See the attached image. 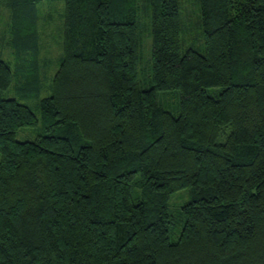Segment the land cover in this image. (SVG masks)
Here are the masks:
<instances>
[{
  "label": "trees",
  "instance_id": "obj_1",
  "mask_svg": "<svg viewBox=\"0 0 264 264\" xmlns=\"http://www.w3.org/2000/svg\"><path fill=\"white\" fill-rule=\"evenodd\" d=\"M46 1L0 0L18 60L37 50L28 32ZM62 1L63 58L40 120L4 98L16 76L0 58V264H264V0H199L197 49L185 0H147L146 86L140 0Z\"/></svg>",
  "mask_w": 264,
  "mask_h": 264
},
{
  "label": "rangeland",
  "instance_id": "obj_2",
  "mask_svg": "<svg viewBox=\"0 0 264 264\" xmlns=\"http://www.w3.org/2000/svg\"><path fill=\"white\" fill-rule=\"evenodd\" d=\"M139 17V77L146 86L152 76V23L151 10L147 0H140ZM183 23L187 28V37L196 42L195 48L202 44L200 1L185 0L181 8ZM11 11L5 3H0V58L13 68L15 78L12 88L3 93L4 98H15L26 104L41 119L40 102L52 95V84L59 71L63 58V35L65 23V2L62 0L46 1L37 9V19L28 32L32 43H36V52L28 51L25 58L18 60L17 54L10 46ZM33 47V44H32ZM188 44L183 46L185 52ZM32 76H29V74ZM215 95L216 89L210 90ZM170 97V96H169ZM174 97V96H171ZM171 106H173L171 104ZM41 124L36 128H22L17 134L20 142L35 141L42 135ZM1 160V155H0ZM191 200V189H184L172 195L169 204L170 212L177 216L181 207ZM171 226V238L180 236L183 219L178 218Z\"/></svg>",
  "mask_w": 264,
  "mask_h": 264
}]
</instances>
